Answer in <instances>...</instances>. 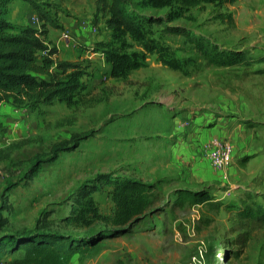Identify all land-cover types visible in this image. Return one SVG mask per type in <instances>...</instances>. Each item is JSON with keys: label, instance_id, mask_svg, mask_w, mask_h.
Here are the masks:
<instances>
[{"label": "rangeland", "instance_id": "374dc122", "mask_svg": "<svg viewBox=\"0 0 264 264\" xmlns=\"http://www.w3.org/2000/svg\"><path fill=\"white\" fill-rule=\"evenodd\" d=\"M33 1L56 23L45 25V42L61 47L58 58L83 61L87 73L71 105H0V150L6 156L0 160V234L34 228L75 238L110 234L70 264H264V223L235 211L249 207L251 196L264 203V0H210L189 8L132 4L138 13L202 35L221 49L244 50L249 66H215L157 23L147 26L144 38L113 30L96 0ZM6 16L15 26L42 28L26 0L10 1ZM120 55L124 62L118 65ZM233 110L255 137L247 162L235 152L232 164L218 169L205 157L175 149L181 133L172 131L187 128L192 113ZM89 131V138L49 160L55 145L70 147L73 136ZM101 176L159 181L166 194L177 187L205 188L211 202L172 211V198L165 199L164 215L119 225L95 220L89 229L66 221L76 196L92 184L99 187L90 194L99 213L114 214L112 184ZM116 229L124 231L112 237Z\"/></svg>", "mask_w": 264, "mask_h": 264}, {"label": "trees", "instance_id": "16d2710c", "mask_svg": "<svg viewBox=\"0 0 264 264\" xmlns=\"http://www.w3.org/2000/svg\"><path fill=\"white\" fill-rule=\"evenodd\" d=\"M12 0H0V105L4 102L17 107L36 109L41 105L54 102L73 104L76 93L81 89V77L87 73V65L81 60H67L57 57L58 49L45 42L46 24L56 26L48 9L33 0H26L35 9L42 28L31 25L15 26L7 19L8 4ZM154 8H163L173 4L181 8L197 6L210 0H139ZM133 0H96V10L107 14V26L113 30L130 32L134 36L144 38L147 26L160 24L165 32L181 35L190 42L207 61L215 66H249L251 59L244 50L221 49L210 39L192 33L180 26H170L160 17L138 13L132 7ZM124 62L120 55L117 64ZM118 74V72L114 69ZM0 121V129H1ZM92 135L72 137L70 147L55 145L50 159H56L60 150L74 148L79 141ZM6 156L0 150V160ZM248 155L242 158L247 162ZM33 164V168L37 165ZM101 182L112 184V198L115 212L112 216L101 215L90 197L91 192L99 189L97 185L83 187L73 201V206L66 221L78 227L89 229L95 220L104 224H126L134 217L140 218L149 213L164 215L166 210L161 203L172 198L170 210L184 206H196L211 202L208 190L177 187L172 193L163 192L160 182H145L131 177L112 179L100 177ZM264 197V196H263ZM249 207L236 206L240 218H247L256 223H264V203L250 197ZM220 204V203H218ZM168 205V203H165ZM228 207L229 205H225ZM8 208L7 205L4 209ZM0 223V229H1ZM124 229L111 232L112 237L120 236ZM108 232L92 233L79 238L70 234L50 231L46 228L0 234V264H70L77 254H87L101 240L110 236Z\"/></svg>", "mask_w": 264, "mask_h": 264}, {"label": "crops", "instance_id": "0c3cea01", "mask_svg": "<svg viewBox=\"0 0 264 264\" xmlns=\"http://www.w3.org/2000/svg\"><path fill=\"white\" fill-rule=\"evenodd\" d=\"M65 44L71 43L65 42ZM57 46L59 51L61 47ZM69 51L73 52L74 47H70ZM192 114L193 118L187 128L180 125L172 131V134L175 132L181 133L174 144L177 145L175 149H182L190 155L207 158L204 150L206 143L216 139H227L233 144L235 152L240 153V156L252 153L250 152V140L255 137L247 131L235 110L229 114L222 111L219 115H215L210 111ZM209 124H212V126L209 127Z\"/></svg>", "mask_w": 264, "mask_h": 264}, {"label": "built area", "instance_id": "2783aa9c", "mask_svg": "<svg viewBox=\"0 0 264 264\" xmlns=\"http://www.w3.org/2000/svg\"><path fill=\"white\" fill-rule=\"evenodd\" d=\"M64 36L67 37L66 34H64ZM204 150L206 157L210 160L213 166L218 169L228 167L232 163L235 155L234 146L227 139L209 141L205 144Z\"/></svg>", "mask_w": 264, "mask_h": 264}]
</instances>
